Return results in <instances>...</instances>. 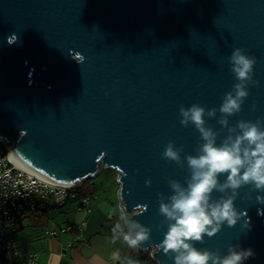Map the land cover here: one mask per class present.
<instances>
[{
	"label": "water",
	"instance_id": "water-1",
	"mask_svg": "<svg viewBox=\"0 0 264 264\" xmlns=\"http://www.w3.org/2000/svg\"><path fill=\"white\" fill-rule=\"evenodd\" d=\"M11 33L18 40L9 46ZM235 48L256 57L259 87L249 86L229 126L264 118V0H0V140L7 160L62 188L102 168L115 170L119 209L151 229L136 248L151 251L155 264H172L155 247L167 230L157 194L169 196L167 180L183 184L188 171L161 153L172 141L183 147L182 160L195 155L199 133L179 124L178 108L220 107L237 82L228 63ZM205 119L219 143L227 134L219 113ZM255 195L239 189L234 207L246 216L194 246L224 255L239 245L255 254L244 264H264V205Z\"/></svg>",
	"mask_w": 264,
	"mask_h": 264
},
{
	"label": "clouds",
	"instance_id": "clouds-1",
	"mask_svg": "<svg viewBox=\"0 0 264 264\" xmlns=\"http://www.w3.org/2000/svg\"><path fill=\"white\" fill-rule=\"evenodd\" d=\"M5 39L11 46L17 42L18 36L11 33ZM70 56L77 64L83 62L84 57L80 53H70ZM228 63L237 82L231 91L224 94L218 109L213 107L206 111V106L198 103L178 108L179 124L182 127L191 125L199 133L200 143L194 149L195 155H186L182 160L183 147H176L172 141L161 153V159L174 162L178 168L186 166L188 171L183 184L175 179L167 180L169 196L157 194L158 214L163 217L167 230L155 247L168 256L172 264H244L255 255L252 249H241L239 245H230L224 255L218 250L194 246L196 242L203 243L205 236L212 238L222 225L231 228L246 216L234 207L238 190L242 187L248 186L250 193H256L255 204L264 205V118H257L255 122L241 119L234 126H229L228 119L241 111L249 96V86L259 87V82L253 80L257 60L244 49L235 48L228 57ZM252 108L255 110V103ZM217 113V123L227 133L219 143V132L205 119H214ZM221 175L225 176L222 182L219 179ZM150 183L146 180L145 186ZM213 192L219 193V197L213 198ZM138 210L143 213L146 206H138ZM260 214L264 213L258 209ZM121 219L124 227L118 223L112 231L114 235H122L129 247L136 248L150 239V228L130 218L126 212ZM242 227L250 230L248 221Z\"/></svg>",
	"mask_w": 264,
	"mask_h": 264
},
{
	"label": "crops",
	"instance_id": "crops-1",
	"mask_svg": "<svg viewBox=\"0 0 264 264\" xmlns=\"http://www.w3.org/2000/svg\"><path fill=\"white\" fill-rule=\"evenodd\" d=\"M67 203L64 212H58L61 218L54 220L52 226L46 221L39 225V229L32 226L34 231L23 238L22 244L19 243L35 253L40 264H129L130 261L144 264L141 258L139 260L137 250L129 247L122 235L113 234L112 229L116 224L124 227L117 201L115 203L111 197L106 196V199L97 202L95 191L87 209L79 208L77 201ZM40 209L33 211L35 216L48 213L43 211L48 209L47 205ZM23 222L22 228H17L15 233L23 229ZM67 227H70L68 232H59ZM51 231H58V235L52 237L49 233ZM0 264H14V260L6 254Z\"/></svg>",
	"mask_w": 264,
	"mask_h": 264
},
{
	"label": "built area",
	"instance_id": "built-area-1",
	"mask_svg": "<svg viewBox=\"0 0 264 264\" xmlns=\"http://www.w3.org/2000/svg\"><path fill=\"white\" fill-rule=\"evenodd\" d=\"M3 142L4 140H0V261L4 255L9 254L14 264H40L35 253L16 243L13 238L15 229L6 217L13 213L17 203L33 205L38 201H53L59 207L68 200L77 198L83 207L88 208L93 195L75 192L80 185L69 188L53 186L17 169L7 160L9 151ZM69 229H60L59 232H68ZM49 233L52 237L58 235V231Z\"/></svg>",
	"mask_w": 264,
	"mask_h": 264
},
{
	"label": "rangeland",
	"instance_id": "rangeland-1",
	"mask_svg": "<svg viewBox=\"0 0 264 264\" xmlns=\"http://www.w3.org/2000/svg\"><path fill=\"white\" fill-rule=\"evenodd\" d=\"M118 174L117 172H115V170L112 169H101L98 173V176L94 179H86L83 183H81L80 187H82V189H84L85 191L88 189L90 190H94L97 192V202L102 201L104 199H106V196L111 197V199H113L116 203L117 201V205H118V198L116 195V189H119V184L116 182V178H117ZM79 186V185H78ZM78 188V189H79ZM76 192V190H75ZM91 202V201H90ZM68 204V203H67ZM61 206V207H56L53 203V201H49L47 202V214L45 215H36L34 214V212L32 211L31 214H29V216L27 217L26 220H24L23 222V229L21 231H18L17 233H15L13 235V238L15 239L16 243L21 246L20 244H22L23 242V238L28 235L31 231H34L32 229L33 227H36L37 229L41 228V226L43 223H48V225L52 226L54 220H59V217L61 218V214H59L58 212L62 211L66 209V205ZM119 208V207H118ZM121 214L123 215V213L121 212ZM20 243V244H19ZM22 247V246H21ZM24 248V247H23ZM138 252V256H139V260L141 258L140 261H142V263L144 264H155V262L151 259L150 257V253L151 251L144 252L141 251L137 248H135Z\"/></svg>",
	"mask_w": 264,
	"mask_h": 264
},
{
	"label": "trees",
	"instance_id": "trees-1",
	"mask_svg": "<svg viewBox=\"0 0 264 264\" xmlns=\"http://www.w3.org/2000/svg\"><path fill=\"white\" fill-rule=\"evenodd\" d=\"M77 193H79V194H82V193H90L91 195H93V193L95 192V189L94 190H84V189H82V187L81 188H79V189H77V191H76ZM93 198V197H92ZM68 201H77L78 202V207L79 208H82V209H87V208H85V207H83L81 204H80V202H79V200L77 199V198H75V199H72V200H68ZM67 201V202H68ZM67 202H65L63 205H65ZM29 204V203H28ZM17 206L14 208V211H13V213H11L10 214V216L8 217H6V219H7V221L13 226V228L15 229V232L17 231V228H22V222H23V220H24V218L27 216V215H29L30 214V212H32V211H40L41 209H40V207L41 206H46L47 205V202L46 203H44V202H42V201H38L36 204H31V205H24V204H22V203H17L16 204ZM62 205V206H63ZM59 207H61V206H59ZM43 211H45V212H47V210L45 209V210H43ZM70 228V227H69ZM14 232V233H15Z\"/></svg>",
	"mask_w": 264,
	"mask_h": 264
}]
</instances>
